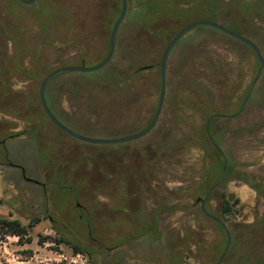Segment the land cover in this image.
Returning a JSON list of instances; mask_svg holds the SVG:
<instances>
[{
  "label": "rangeland",
  "instance_id": "rangeland-1",
  "mask_svg": "<svg viewBox=\"0 0 264 264\" xmlns=\"http://www.w3.org/2000/svg\"><path fill=\"white\" fill-rule=\"evenodd\" d=\"M184 1L183 8L169 2L164 11L151 14L145 0H130L112 60L96 71H66L50 80L56 97L46 99L58 119L92 138L145 128L158 104L163 51L178 31L196 21L222 23L264 53V14L246 8L243 0ZM220 3L221 16L216 13ZM121 9V0H37L31 5L0 0V70L12 86L0 99V140L5 139L0 144V217L26 225L39 218L30 227L31 242L0 233V264H167L173 259L171 245L177 246L173 264H217L214 243L218 240L222 249L224 231L200 214V205L187 212L164 209L157 218L159 237L154 238L158 229L152 225L163 196L189 183L188 178L197 184L209 162L200 148L180 154L179 146L167 150L163 141L180 128L204 129L212 114L227 115L214 123L222 131V147L232 148L237 168L264 183V71L244 111L230 117L243 104L260 62L251 47L209 25L195 27L172 48L165 104L147 136L88 143L46 117L38 96L41 80L61 66L102 62ZM134 55L142 61L135 62ZM146 64L153 66L135 72ZM227 169H234L231 158ZM245 182L233 179L217 187L207 204L220 216L224 193L240 200L233 220L244 232L222 264H264V197ZM261 220L254 232L250 226ZM188 224L203 227L207 247L184 263L177 244ZM61 237L92 254L75 253L71 244L55 241Z\"/></svg>",
  "mask_w": 264,
  "mask_h": 264
},
{
  "label": "trees",
  "instance_id": "trees-1",
  "mask_svg": "<svg viewBox=\"0 0 264 264\" xmlns=\"http://www.w3.org/2000/svg\"><path fill=\"white\" fill-rule=\"evenodd\" d=\"M132 1H135V0H131V2ZM128 2H130V0H128ZM145 2H146L145 4L147 7V12L151 14H156L157 12L164 11L168 7L169 2L179 8H183L188 5V2L184 0H145ZM257 2L258 0H243L242 3L246 6V8L251 9L252 6L254 7L256 6ZM216 13H218L220 16L221 14L224 13V8L221 3L217 4ZM253 95L254 94H252L251 97L249 98L248 103L254 97ZM242 105L240 106V108L242 107ZM240 108L234 114L238 113ZM209 117L207 118V120L209 119ZM215 120H213V123L210 125V134L213 140H211L210 136L208 135L206 131V128L204 127V129L195 132L196 134L186 128H180L176 130L174 138L167 137L165 141H163V142H166V145L168 147L167 150L171 149L174 146H179L180 154H185L192 148H197V149L200 148V150L203 153L204 160H208L209 162H208V165L203 168V172L200 174V178L197 184H194L193 179L189 180L188 178V180H185V181H189V183L181 184L179 187L173 189L172 191H169L166 194V196H163V201L158 202L156 204L158 206L153 211V216H154L155 221H154V224L152 225L156 226L158 229L157 233H155L154 235V238L159 237L162 235V230L158 228L157 218L159 217L160 213L164 209H170V210H175V211L179 210L181 212H187L188 210L194 209L197 205H200L199 207L200 214L207 220H211L218 228L220 226L224 231L223 232L224 239H222L224 246L222 244V249L219 246L218 240L214 243V249L216 253L219 255V259L225 252L226 246L228 244L227 232L225 228L222 226L221 222H225L228 225L229 232L231 234V246L224 258V260H227L231 256L230 254L232 252L234 243L236 247H238V243H237L238 235H241L244 232L243 229H241L240 224L234 222L233 220V216L236 214V206L239 204L240 200L239 198H234L233 194L224 193L222 197V201H221V214L222 215L219 216V215H215L211 213L207 206H206L207 213H205L201 207V201H198V199L205 197V194L207 193V191L216 182H218L221 179L223 175V165L225 163V159L227 161V159L229 158H231L234 164V169L231 171L226 169L223 179L220 182V186H223V187L226 186L227 182L233 179L241 180L243 182L246 181L245 183L250 184L257 191L260 197H264V190H263L264 183L259 182L254 174H249L237 168L238 164H236L235 162V156H234L232 148L229 147L231 150H228V147L224 148L221 145L222 131L216 127L214 123ZM199 132L201 133L202 137L201 135H199ZM238 133H243V131H239ZM200 138L204 140L203 145H200L201 143ZM216 141L218 144L216 143ZM156 153L163 154V151H159V153L158 152ZM224 155L226 158H224ZM210 178L212 179L211 183L204 190H201L199 186L204 185L206 182H209ZM212 193L206 197V202L209 201ZM173 198L175 200H173ZM195 216L197 218L199 214L197 216V213H196ZM214 217L219 218L221 222L217 221ZM37 220H39V218L32 221L30 225H26L19 219H10L6 217H0V233L5 236H18L21 240H25V242H31L32 237L30 236V227L34 226ZM263 220H261L260 222L257 221L256 223L250 226L254 229L253 230L254 232L260 230ZM201 227L202 226L199 224L197 225L188 224L184 228L183 236L177 244L179 245V248H181V254H182L184 263H186L187 257L194 256L195 254L194 252H196L197 250L202 251L207 247V246H204L206 244L205 242L207 241L204 240L201 235V232H200ZM233 240H235V242ZM40 241H42V243L44 242L43 239H41ZM55 241H58V243L65 242L67 244H71L74 252L77 254H88V255L92 254L91 252L87 250V248L83 247L82 245L80 246L77 244H72L65 237H61L59 239H56ZM169 242L170 241H168V243ZM176 247H177L176 245L170 246V248L174 250L172 251V254L170 255L171 257H173V259H171L170 256H168V258H170L171 260L168 261L167 264H173V260H174L173 254H175V251L177 250ZM93 264H97V263L94 262Z\"/></svg>",
  "mask_w": 264,
  "mask_h": 264
},
{
  "label": "water",
  "instance_id": "water-1",
  "mask_svg": "<svg viewBox=\"0 0 264 264\" xmlns=\"http://www.w3.org/2000/svg\"><path fill=\"white\" fill-rule=\"evenodd\" d=\"M18 1H20L21 3L27 4V5H31V4H34L35 2H37V0H18ZM121 3H122L121 13H120L119 17L117 18L116 22L114 23L112 30H111V33H110L109 52L102 62H100L98 65L92 66V67H87L84 65H82V66H61V67H58V68L52 70L43 79L41 86H40L41 104L43 106V109H44L46 115L48 116L50 121L55 126H57L60 130H62L63 132H65L66 134H68L69 136H71L77 140H80L83 142H88V143H95V144H97V143L107 144V143L131 142V141L138 140V139L150 134L155 129V127H156V125L160 119V116H161V113H162V110H163V107L165 104V100H166V95H167V66H168L170 51L174 47V45L181 39V37H183L186 33L190 32L192 29H194L195 27L200 26V25H209V26L215 27V28L221 30L222 32L228 34L229 36H231V37L243 42L244 44L248 45L256 53L258 60L260 62V67L258 69L257 75L253 81L250 92H249L248 96L246 97V99H245L242 107L240 108L239 112L236 115H231L230 117L238 116L244 111V109L246 108L247 103L249 101V98L252 95V92L254 90L255 85L258 83V81L261 78L262 73L264 71V53H263V51L259 48V46L253 40H251L250 38H248L247 36H245L241 33H238L236 31L228 28L227 26H225L222 23L212 22V21H196V22H193V23L183 27L180 31H178L173 36V38L169 41V43L166 45V47L163 51L161 61H160L161 88H160L158 104H157L156 112H155L153 119L145 128H143L142 130H140L138 132L131 133V134L125 135V136H120V137L92 138V137L85 136L81 133H78L75 130H73V129L69 128L68 126H66L65 124H63L58 119V117L54 114V112L51 110V108L48 106V103H47L46 98H45V87H46V85L50 79H52L54 76H56L57 74H59L61 72H66V71H96V70L104 68L112 60V58L115 55L116 47H117V34H118V31H119L121 24L123 23V21L125 20V18L127 16L128 7H129L128 0H121ZM214 117H215V115H212L206 124V131H207L208 135L210 136L211 140H213V138L210 134V127L209 126H210V122L212 121V119ZM223 117H226V116H223ZM3 142L4 141H1L0 144H2ZM214 144H215V142H214ZM224 158H226L225 155H224ZM226 169H227V161L225 159V163L223 166V175H222L221 179L214 186H212V188H210L207 191L205 197L198 199V201H201V207L205 213H207L206 206H205L206 197L220 184V182L223 179V176L226 172ZM214 218L217 221L221 222L219 218H217V217H214ZM221 223L227 232L228 244H227V247L225 249V252L221 256V258L219 259L217 264H222L226 254L229 251L230 246H231V234L229 232V228H228L226 223H224V222H221Z\"/></svg>",
  "mask_w": 264,
  "mask_h": 264
},
{
  "label": "flooded vegetation",
  "instance_id": "flooded-vegetation-1",
  "mask_svg": "<svg viewBox=\"0 0 264 264\" xmlns=\"http://www.w3.org/2000/svg\"><path fill=\"white\" fill-rule=\"evenodd\" d=\"M253 10H255V11H257V13H259V14H261V15H263L264 14V0H258V2H257V5L255 6V7H251V11H253ZM176 45V44H175ZM174 45V46H175ZM13 46H17V44L16 43H14L13 44ZM172 50V49H171ZM171 52V51H170ZM134 61L135 62H140V61H142L141 60V58L140 57H136L135 55H134ZM1 65V64H0ZM2 66V65H1ZM19 66V64L18 63H15V67H18ZM153 66V64H149V65H143V66H140L138 69H136L135 70V72L136 73H138V72H140V71H142V70H144V69H147V68H149V67H152ZM3 73V71L2 70H0V99L2 98V97H4V96H7L8 94H9V92L11 91V88H12V86L9 84V82L8 81H5L6 79H4V73ZM45 78V77H44ZM43 78V79H44ZM33 79H36L37 81L40 79L39 78V76H37V77H33ZM43 79L41 80V82H40V84H39V87H38V96H39V102H40V107H41V109L43 110V112H44V114L46 115V113H45V111H44V109H43V106H42V104H41V99H40V86H41V83H42V81H43ZM51 80V79H50ZM50 80H49V82L47 83V85H46V87H45V98L46 97H49V98H53V101L55 100V97H56V91H54L52 88H49V83H50ZM252 84H253V82L251 83V86H250V89H251V87H252ZM257 85V84H256ZM255 85V86H256ZM255 88V87H254ZM249 92H250V90H249ZM249 92H248V94H249ZM253 93V92H252ZM248 96V95H247ZM46 101H47V99H46ZM48 103V102H47ZM48 106H49V104H48ZM50 107V106H49ZM52 110V109H51ZM237 114V113H236ZM236 114H231V115H236ZM212 115H215V117L212 119V121L210 122V125L213 123V120H215L216 118H218V117H223V116H226L227 117V115L226 114H212ZM212 115H210V117L212 116ZM46 117H48L47 115H46ZM209 117V118H210ZM50 120V119H49ZM209 120V119H208ZM208 120L206 121V124H207V122H208ZM206 124H205V128H206ZM210 127V126H209ZM15 135H17V134H14V135H11V137H13V136H15ZM0 141H4L3 143H5V139H2V140H0ZM21 168V174H22V177L24 178V179H26V180H29V177L26 175V171H25V169L23 168V167H20ZM222 181V180H221ZM217 183V182H216ZM215 183V184H216ZM214 184V185H215ZM213 185V186H214ZM220 186V184L217 186V187H219ZM216 187V188H217ZM212 188V187H211ZM215 188V189H216ZM214 189V190H215ZM213 190V191H214ZM212 191V192H213ZM211 192V193H212ZM210 193V194H211ZM209 194V195H210ZM208 195V196H209ZM205 196H206V194H205ZM209 202V201H208ZM208 202H205V206H207V204H208ZM50 219L52 220V217L50 216ZM225 223V222H224ZM227 224V223H226ZM228 226V225H227Z\"/></svg>",
  "mask_w": 264,
  "mask_h": 264
}]
</instances>
